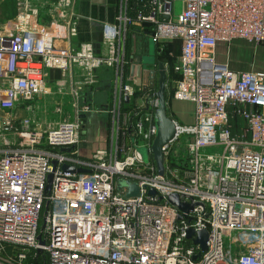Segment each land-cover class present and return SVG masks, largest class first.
Wrapping results in <instances>:
<instances>
[{"label": "built area", "instance_id": "built-area-1", "mask_svg": "<svg viewBox=\"0 0 264 264\" xmlns=\"http://www.w3.org/2000/svg\"><path fill=\"white\" fill-rule=\"evenodd\" d=\"M52 6L62 36L0 28V264H264V72L231 70L212 50L234 38L264 41V0H142L134 13L119 0L115 20L102 25V52L91 41L72 44L76 0ZM134 24H149L155 42L180 41L172 65L164 63L167 103L194 106L189 123L170 116L175 136L163 147L162 175L152 153L144 161L138 150L155 137L157 99L149 79L136 85L123 69ZM101 67L114 68L107 105L86 98ZM51 70L68 87L72 113L42 126L15 110H32ZM101 112L111 124L106 145L79 160L83 117ZM171 194L193 206L179 209ZM201 230L205 248L195 243Z\"/></svg>", "mask_w": 264, "mask_h": 264}, {"label": "crops", "instance_id": "crops-1", "mask_svg": "<svg viewBox=\"0 0 264 264\" xmlns=\"http://www.w3.org/2000/svg\"><path fill=\"white\" fill-rule=\"evenodd\" d=\"M130 11L134 13L133 7L139 5L142 0H128ZM119 0H76L77 20V36L73 38L72 44L78 45L79 42L91 41L99 51H104L101 44V29L104 22H113L118 13ZM149 24H145L144 28L134 24L126 36V62L127 74L136 78V72L139 71L142 75V70L145 68L147 60L155 62L157 60L156 47L150 51V41L155 44L154 40L146 32L150 29ZM179 44L178 40H176ZM176 43V44H177ZM215 60L217 62L226 63L231 70L234 71H263L264 72V41L254 44L241 38H234L229 43L217 42L212 49ZM151 52L152 55H148ZM180 52V51H179ZM78 68L74 69L73 77L79 79L81 76ZM114 73L111 68L101 67L95 70V87L93 90L86 92V98L93 104L107 105L110 101L111 80ZM61 74L58 70L49 71L50 88L52 93L47 94L48 97H57L56 93L59 90L61 95L67 93L68 87L59 88L56 82H60ZM141 78V77H140ZM147 80V79H146ZM142 83V81H141ZM85 92V90H84ZM85 97V93H84ZM55 99V98H54ZM175 104L178 109L177 114L182 118V124L192 121L193 103L189 101H180L169 99L168 110L170 115L175 119V112L169 108L171 104ZM32 110L30 114H36V104L31 101ZM191 112L189 117L185 113ZM28 113V114H29ZM184 113V115H182ZM108 115L105 112L91 114L83 117V135L80 142L73 148L77 151L74 156L79 160H85V157L90 154H85V144L89 150L102 148L106 144L108 127ZM178 121L177 119H175ZM179 122V121H178ZM181 123V122H179ZM104 140V141H103ZM104 144V145H103ZM62 150V149H61ZM69 148H64L63 151L68 152Z\"/></svg>", "mask_w": 264, "mask_h": 264}, {"label": "rangeland", "instance_id": "rangeland-1", "mask_svg": "<svg viewBox=\"0 0 264 264\" xmlns=\"http://www.w3.org/2000/svg\"><path fill=\"white\" fill-rule=\"evenodd\" d=\"M28 15H33L37 17L43 25L50 26L54 20L57 19L58 10H56L52 6V0H0V28H6L10 30H20L21 28L18 27L20 23V18ZM170 43L172 45L167 44V42H155L156 45L152 41H150L149 47L150 51H152L156 47V53L157 49L163 50L164 55L161 54L159 59H162L165 63L170 65L171 59L173 56L177 55L180 51V45L177 43V41L173 40V42ZM177 43V44H176ZM126 48H125V60L123 69L125 73L127 72V62H126ZM169 55V56H168ZM172 56V57H171ZM111 68L114 73V68ZM50 80H46V86H45V92L39 93L32 101L36 104V119L39 123L44 126L45 123H54L59 120L68 119L71 115V107H70V97L68 94H60L62 92L57 91L56 95L57 97L51 96L48 97L47 94L52 93V90L50 88ZM55 98V99H54ZM59 106L61 111H56L55 107ZM175 112V119H177L179 122H183L182 118L177 114L178 109L176 108L175 104H171L169 107ZM15 112L17 114H23L28 115L30 111L24 110L22 106L19 108H16ZM4 111H0V114H4ZM189 117L191 116V112L185 113ZM34 115V114H31ZM184 115V113L182 114ZM171 116V115H169ZM239 124V122H238ZM241 124V122H240ZM108 130H110V118L108 117L107 125ZM237 131V130H235ZM104 141V140H103ZM106 144V140L104 142ZM104 145V144H103ZM85 154H91L93 150H89L87 145L85 144ZM175 148L179 154L181 155V145L180 143H177L175 145ZM138 150L141 152L142 156L147 160L149 155L145 153L144 147H138ZM42 223V220L40 221ZM7 251L10 252V247H7Z\"/></svg>", "mask_w": 264, "mask_h": 264}, {"label": "water", "instance_id": "water-1", "mask_svg": "<svg viewBox=\"0 0 264 264\" xmlns=\"http://www.w3.org/2000/svg\"><path fill=\"white\" fill-rule=\"evenodd\" d=\"M103 25V24H102ZM145 63V68H143V72L141 75V72L139 71V68L136 72V78L135 83L136 85H140L141 81L144 82L146 79H149V86L150 87H156L155 90V97L157 99V107L154 112V121L156 125V134L153 139V142L149 148H145V153L148 154V152L152 153V156L155 160L158 173L160 175L163 174V161H164V154H163V147L164 145L169 142L171 139L175 136V123L173 119L168 114V103L166 98V69L165 65L162 61H157V64L154 62H151L147 60ZM141 77V78H140ZM144 88V86H143ZM127 100V98H126ZM143 157V160L146 161V159ZM62 169L65 171L70 172H87L89 171L86 168L82 167H75L73 165L64 164L62 165ZM51 181H52V174L48 175V182L46 185V191L47 193H50L51 188ZM122 185H127L129 187V190L127 192L128 196L136 195L138 194V188L135 184L129 183L127 180H119L118 181V187ZM150 193H154V190H150ZM169 201L173 203L174 205L178 206L181 210H188L193 205L192 204H185L180 202L177 194H171L168 197ZM48 201L45 202V211L48 208ZM44 227V223L41 225V228ZM193 234V231L189 229L187 231V237H190ZM40 239V235L38 236ZM207 240V232L206 230H201L197 232V237L195 239V243L200 244L201 248H205V243ZM41 243L43 241L41 240ZM196 257V256H195Z\"/></svg>", "mask_w": 264, "mask_h": 264}, {"label": "bare ground", "instance_id": "bare-ground-1", "mask_svg": "<svg viewBox=\"0 0 264 264\" xmlns=\"http://www.w3.org/2000/svg\"><path fill=\"white\" fill-rule=\"evenodd\" d=\"M36 17L33 15H26L23 18H21L20 23L18 24L20 28H26L29 30H49V31H55L57 32L60 36L63 35V27L60 25H57L56 23H52L50 26L47 28L43 25L37 24L35 22Z\"/></svg>", "mask_w": 264, "mask_h": 264}, {"label": "trees", "instance_id": "trees-1", "mask_svg": "<svg viewBox=\"0 0 264 264\" xmlns=\"http://www.w3.org/2000/svg\"><path fill=\"white\" fill-rule=\"evenodd\" d=\"M147 31H149V30H147ZM175 41L176 40H178V39H174ZM165 42H167V44H169V45H172L171 43H170V41H165ZM171 42H173V40L171 41ZM178 42H179V45H180V41L178 40ZM164 43V42H163ZM172 46H174V45H172ZM161 54H163L164 55V51L163 50H160V49H157V53H156V56H157V61H162L163 63H165L162 59H159V57L161 56ZM169 56V55H168ZM176 56V55H175ZM175 56H171L172 57V59H171V62H170V65L169 66H171L172 65V62H173V60L175 59ZM168 114L170 115V112H169V110H168Z\"/></svg>", "mask_w": 264, "mask_h": 264}, {"label": "flooded vegetation", "instance_id": "flooded-vegetation-1", "mask_svg": "<svg viewBox=\"0 0 264 264\" xmlns=\"http://www.w3.org/2000/svg\"><path fill=\"white\" fill-rule=\"evenodd\" d=\"M148 55H152L151 52H148ZM156 61H157V60L155 59V62H156Z\"/></svg>", "mask_w": 264, "mask_h": 264}]
</instances>
